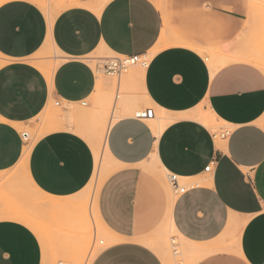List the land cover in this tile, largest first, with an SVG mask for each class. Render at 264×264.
<instances>
[{"label":"crops","instance_id":"obj_1","mask_svg":"<svg viewBox=\"0 0 264 264\" xmlns=\"http://www.w3.org/2000/svg\"><path fill=\"white\" fill-rule=\"evenodd\" d=\"M71 1L51 17L29 0L0 3V264H50L32 213L80 228L76 210L105 154L111 171L89 209L110 240L90 264H169L150 242L166 228L192 264H264V72L255 56L264 0ZM99 52L149 60L128 77L122 115L88 140L85 128L65 121L106 124L110 87L87 61ZM38 57L49 65L38 66ZM119 93L118 81L116 100ZM50 101L65 121L32 145L22 166L19 127L36 123ZM88 101L92 109L82 111ZM147 105L163 118L158 133L153 119L131 116ZM215 124L228 129L221 142L209 130ZM18 170L36 208L12 177ZM163 175L184 191L169 190Z\"/></svg>","mask_w":264,"mask_h":264},{"label":"rangeland","instance_id":"obj_2","mask_svg":"<svg viewBox=\"0 0 264 264\" xmlns=\"http://www.w3.org/2000/svg\"><path fill=\"white\" fill-rule=\"evenodd\" d=\"M6 0H0V3ZM37 4V6L48 16H53L55 13L60 12L62 9H66L72 4L71 0H29ZM82 2L88 3L92 7H97L103 5V3L108 0H81ZM261 32V31H260ZM259 54L261 59L259 68L264 72V39L260 38L256 55ZM118 57L114 55H107L105 53L99 52L87 60L88 63L97 71V75L103 80L109 87L110 92L109 96L103 101L106 105V124L100 122V120L95 121L93 117L80 116L79 119L72 120L69 119L67 122L64 119L62 107H58L54 101H50L46 112L39 117V119L34 124H29L27 127H19V131H25L29 134L30 141L29 146L24 148V157L22 160V166L26 163L29 155V151L32 145L44 134H46L50 129L61 125L62 123H67L68 126H75V129L85 128L87 130V138H90L98 132V129L102 126L109 124L110 120H116L122 114V102L126 94L132 90V87L129 85L128 77L134 69H142L141 65H135L130 67L125 73L120 77L108 76L104 72V67L109 65L114 59ZM149 59L144 60L147 62ZM36 64L40 67L46 68L49 64L44 57H38L34 60ZM0 64H2L0 59ZM52 68V63H50ZM118 81L120 82V93L119 98L116 100V89ZM88 107L79 106L82 111H89L92 109V104L88 101ZM101 104L98 99H95L94 106L98 107ZM70 108V107H69ZM145 109H151L154 113V123L158 122V119H161V115L156 112L151 106L147 105L143 109H135L132 111L131 116L133 117L136 112H143ZM200 111H204L202 108ZM89 118V119H87ZM149 121L148 123L151 122ZM152 122V123H153ZM260 125L264 128V117L260 121ZM211 133L216 137V142H221L219 135L224 132H228V129L224 128L221 124H215L209 129ZM104 161L98 163L97 170L95 168V173L85 194L87 195L86 202L76 210L81 213L82 225L77 230H69L65 227H59V222L62 221L56 216H53L49 221L43 222L42 219L38 220L37 214L32 213L31 226L38 233L40 239L44 244L46 249V256L50 261V264H90L93 258L104 248H106L109 243L106 239L110 240L109 234L103 230L101 226L97 223L95 213L92 208V212L89 209L91 200H95L98 191L100 189L101 183L107 177L110 172V163L105 159ZM108 167V168H107ZM108 173V174H107ZM12 177H16L20 185V191H24V199L32 204V201L29 200L30 192L25 189V180L21 177V171H16ZM163 179L166 182L169 190L172 191L169 181L167 182L166 176L163 175ZM169 183V184H168ZM181 188H183V183L179 182ZM24 186V189L22 187ZM19 193V192H18ZM174 197V196H172ZM29 208V205H24ZM31 208H36L34 203L31 205ZM90 210V213H89ZM91 215V219L90 216ZM95 235V237H94ZM103 242V243H101ZM153 246H151L164 261H167L169 264H192L194 258L189 251V248L183 242V240L172 230L166 228L162 235L154 237L150 241ZM90 262V263H89Z\"/></svg>","mask_w":264,"mask_h":264},{"label":"built area","instance_id":"obj_3","mask_svg":"<svg viewBox=\"0 0 264 264\" xmlns=\"http://www.w3.org/2000/svg\"><path fill=\"white\" fill-rule=\"evenodd\" d=\"M145 59L143 57L138 56H123L114 59L109 65L104 67V72L108 76H116L120 77L123 73H125L130 67L135 65H145ZM58 106V104H56ZM134 118L139 121H146L154 119V113L151 109H147L143 112H137L134 114ZM228 132L221 133L219 135L220 139H224L227 136ZM21 141L24 145L28 144L30 141L29 134L23 131L20 134ZM214 162H211L206 168L205 172H210L212 169ZM168 181L171 185L174 193H182L184 191L183 188L180 187L178 178L174 175H170L168 177Z\"/></svg>","mask_w":264,"mask_h":264},{"label":"bare ground","instance_id":"obj_4","mask_svg":"<svg viewBox=\"0 0 264 264\" xmlns=\"http://www.w3.org/2000/svg\"><path fill=\"white\" fill-rule=\"evenodd\" d=\"M6 1H7V0H6ZM199 115H200V114H199ZM162 119H163V118H161V119L158 120V121H160V122H159L160 125H161V124L163 125V122L161 121ZM199 120H200L204 125L207 126V125H210L211 117H209V116H204L203 118H201V117L199 116ZM152 122H153V121H152ZM152 122H151V125L154 124V125H152V126L154 127V128H153L154 131H156V133H158V131L161 130V126H162V125L159 126V124H158V122H157V125H158V127H159V129H157L158 127L155 126L156 123H154V122L152 123ZM111 124H112V123H109V124L107 125V129L109 128V126H111ZM103 128H104V126L101 127V129H103ZM105 129H106V127H105ZM107 129H106V130H107ZM103 130H104V129H103ZM100 132H101V131H100ZM98 133H99V132H98ZM103 133H104V132H103ZM101 134H102V133H101ZM101 134H99V135L101 136ZM106 134H107V133H106ZM104 136H105V135H104ZM104 136H103V137H104ZM98 137H99V136H98ZM103 137H102V140H104ZM100 139H101V138H100ZM99 142H101V141H99ZM103 142H105V141H103ZM103 142H101V143H103ZM28 145H29V144H26L25 146H28ZM92 147H93V146H92ZM98 147H99V146H98ZM102 147H104V146H102ZM102 147H101V148H102ZM101 148H100V149H101ZM104 148H105V147H104ZM94 149H95V148H94ZM94 149H93V150H94ZM102 149H103V148H102ZM105 150H106V149H105ZM95 151H96V150H95ZM96 152H97V151H96ZM102 152H103V150H102ZM94 153H95V152H94ZM106 153H107V152H106ZM99 154H101V153L99 152ZM105 155H106V154H105ZM106 156H107V155H106ZM99 157H100V156H99ZM108 157H109V156H108ZM105 159H107V158H105ZM99 160H101V161L103 160V161H104V158H103V159L99 158ZM109 161H110V160H109ZM99 162H100V161H99ZM99 162H98V163H99ZM109 163H110V162H109ZM26 164H27V163H26ZM96 167H98V166L96 165ZM24 168H25V167H24ZM107 168H108V167H107ZM110 168H111V166H110ZM154 169H155V168H154ZM22 170H23V169H22ZM110 171H111V169H110ZM107 174H108V173H107ZM19 195H20V194H19L18 192H16V193H12V194H10L9 196H10V197H15V196H19ZM17 208H18V207H17ZM15 211H16V210H15ZM13 212H14V211H13ZM16 212H18V211H16ZM18 214H19V213H18ZM12 218H13V217H12ZM20 222H21V220H20ZM101 243H103V242H101ZM196 246H197V245H196ZM91 261H92V260H91ZM89 263H90V262H89Z\"/></svg>","mask_w":264,"mask_h":264}]
</instances>
